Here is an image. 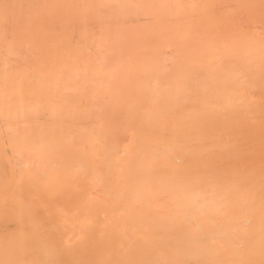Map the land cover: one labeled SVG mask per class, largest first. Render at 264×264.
Wrapping results in <instances>:
<instances>
[{
    "label": "bare ground",
    "instance_id": "6f19581e",
    "mask_svg": "<svg viewBox=\"0 0 264 264\" xmlns=\"http://www.w3.org/2000/svg\"><path fill=\"white\" fill-rule=\"evenodd\" d=\"M0 264H264V0H0Z\"/></svg>",
    "mask_w": 264,
    "mask_h": 264
}]
</instances>
